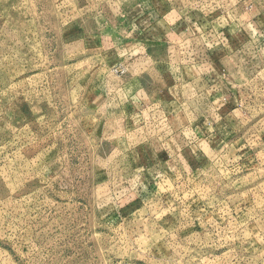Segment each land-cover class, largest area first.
<instances>
[{"label": "rangeland", "instance_id": "obj_1", "mask_svg": "<svg viewBox=\"0 0 264 264\" xmlns=\"http://www.w3.org/2000/svg\"><path fill=\"white\" fill-rule=\"evenodd\" d=\"M0 264H264V0H0Z\"/></svg>", "mask_w": 264, "mask_h": 264}, {"label": "crops", "instance_id": "obj_2", "mask_svg": "<svg viewBox=\"0 0 264 264\" xmlns=\"http://www.w3.org/2000/svg\"><path fill=\"white\" fill-rule=\"evenodd\" d=\"M114 1H117V0H113V2ZM120 5H122L123 7V2H120ZM94 19L97 22H101V21H104V16L102 14H98L94 16ZM164 52L166 53L167 50L165 49ZM183 56L185 55H182V56L179 55L177 59L175 58L173 61V64L168 63V72L171 73L170 76L173 79V82L176 85V87L179 84L183 85L184 83L188 82L186 81L188 79L192 80L193 82H196V80L200 78L199 77L200 75L204 76L205 80H208L207 79L208 76H212L214 73H216V69L218 68V65H217V60H214L213 57L211 58V57L205 56L206 58L199 59V58H196V56L194 55L196 59H193V58L185 59ZM188 56H189V53H188ZM198 56L200 55L198 54ZM234 82L236 84L233 86H236L237 88L241 87L240 81L235 79ZM219 99L225 100L222 94ZM232 99L233 98L229 95L228 101L232 102L233 101ZM225 103H226V100H225Z\"/></svg>", "mask_w": 264, "mask_h": 264}]
</instances>
